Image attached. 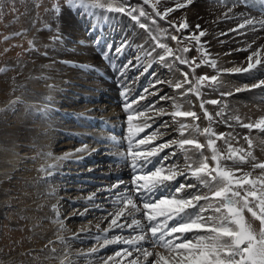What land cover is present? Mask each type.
<instances>
[{"label":"rangeland","instance_id":"374dc122","mask_svg":"<svg viewBox=\"0 0 264 264\" xmlns=\"http://www.w3.org/2000/svg\"><path fill=\"white\" fill-rule=\"evenodd\" d=\"M176 1L173 2V0H170L169 3H165V0H150L149 5H143L142 0H117V6L137 10L143 7L145 11L152 14V18L156 21L155 24H152L150 20H146L143 17L140 18L141 22L148 24L152 28L153 32L150 34L145 29H141L136 21L132 20L130 15L108 12L103 21L99 22L97 21L96 15L99 13V10H86L82 7L69 6L66 0H0V69H6V71L0 72V100L4 98V101H0V109H4L1 105L2 102L4 104L6 99L9 101L20 99L21 97H36L37 92L31 88H27L29 80L26 77V73L28 71L31 76L43 75V73L34 74L37 72L36 70L40 71L41 67L39 65L43 62L47 68L55 67L56 69H60L59 71L64 73L60 76L61 79L58 78L56 80L55 87H58L56 89L57 92H60V89H64L61 86L63 83L71 82L70 80L77 81L78 83L71 84L69 86L71 90L69 88L66 91V95L61 97L63 102L58 107L59 113L57 112L55 114V111H52L53 114L48 117L49 119L39 116L38 123L35 124L37 132H31L29 134L30 137L27 138L29 141L28 144L32 147L37 161L47 151L53 150L56 155H62L67 149L77 150L79 147L85 146H87V149H91V151H88L86 160L82 159L80 163H73L70 160L63 162L65 164L62 165L60 170L53 171L50 178L42 179L39 184L31 182V180L25 182L24 180L18 179L10 180L5 187L0 183V264H49L48 259H56L59 254L65 253H68V260L72 264H104L109 257H115L117 251L128 247L123 244H111L104 248L100 247V244L104 242L103 229L108 226V220L105 217L109 212L114 211V201L113 198H110L109 189H111L112 185L122 181L119 191H124L125 186L131 187L133 177L129 173L127 164H121L116 160L120 156V151L122 153H126L127 151V136L125 133L128 132V113L123 108L126 100L124 99L125 102L122 103L111 98L113 90L104 86L108 83V79H105L102 74L103 70L109 68L112 71L117 70L120 73V85L122 91L126 93L127 101L138 102L134 104V108L147 110L149 106H154L155 109L162 108L167 113H171L176 109L175 105H179L180 107L185 106L189 111L196 112L200 117L194 123L201 130L209 126V122L204 118V113L200 108L201 101H220L216 105L208 103L204 105L212 116L214 114V119L216 118L215 114L217 112L223 111V116L216 118L211 126H216L214 128L218 129V131L213 129L217 133H221L223 130V133L232 132L233 136L238 135V138L232 141L233 146L236 147V144L240 143L237 148L242 146L241 148H244L245 151H251L252 153V149H249L248 142L243 136L245 135L251 138V132H247L246 128L241 127L240 123L236 120V115L239 117L237 111H235L237 109H231V106L228 104L226 106L227 108L222 105L221 91L218 88L222 86L227 87L230 82V88H234L239 83L244 86L251 85L259 79H264V69L257 71L243 80H239V78L235 79L234 75L232 79L231 75L225 74L226 72H220L219 79L221 83L215 88L202 87L200 90L201 96L198 98L193 93L182 95L187 88L192 86L191 84L185 85L184 89L180 90L182 92L177 94H175L177 92L175 91V87L172 84L168 85V81L171 80V75L168 72L171 71L177 74L179 77L178 81H183V72H189V79L192 83H195L188 65L179 64V62H174L172 59L168 60L167 65H163L159 57L146 55L150 50L143 49L144 46L148 43L152 46L155 44L152 35L159 34L161 30H167L166 35H161L160 42L166 43L172 49H177L178 47L183 48L185 46L190 47L191 51L189 53L179 54L186 55L190 60L194 59L197 64L203 58L201 53L196 50L197 46L194 41L189 42L183 40L178 45L176 41L171 39L172 35L183 38L188 36L190 32H193L188 29L177 33L175 28L170 27V22L174 21L179 23L182 16H184L183 14L192 9L191 6H189L190 9L189 7H185L175 10L167 20H161L152 11V4H156L157 9L163 12L167 7L174 8L178 3V0ZM200 2L216 4L212 0H200ZM251 3L249 2L248 4ZM56 5L60 6L61 11L59 13L55 11ZM164 6L167 7L164 9ZM81 9L88 12L83 14L81 11L79 12ZM90 11L92 12L91 15L89 14ZM102 13L105 14V11ZM136 14L138 15V11ZM260 16L264 17V12H261ZM121 18L124 19V24L120 23L119 19ZM62 19H64L66 24H62L64 23ZM65 20H68V22ZM71 21L75 23H71ZM133 26H136L137 29L134 33L130 31ZM60 29V38L57 39L58 35L55 36V34L60 33ZM110 29L112 31L111 33ZM242 33L243 30L238 35ZM42 34L50 36L53 46L48 45L42 37ZM121 46H123L122 51L116 53L115 49ZM82 49L90 51L93 55H98L95 59L96 62L94 63L93 60L83 61L81 56L79 57L75 53L68 55V52H75ZM64 50L67 51V54H63L65 56H62L61 53ZM157 50L163 53V49L157 48ZM105 53H108L107 58H104ZM241 58L235 59V62L234 60L232 61L233 67L246 65L247 57L244 56ZM147 63L149 64L147 65ZM125 65L129 66L125 68ZM166 67H169V69ZM218 69L222 70L226 69V67L221 65L218 66ZM217 74V70H214L206 64H202L195 69L196 77ZM2 83H4L3 87H1ZM4 85L7 86L4 87ZM74 89L76 92H74ZM252 90L249 92L251 94L248 93V95L244 94L238 97L233 94L226 96V98L229 103L235 100L245 102V105H249L253 102L252 99H259V101L261 100L259 103L264 104V90L257 91V88ZM55 91L52 94L53 97L61 93H56ZM230 92L233 93L231 90ZM4 93L9 94L5 95ZM141 96L144 98L140 99ZM161 97H169L170 99H161ZM16 104L15 106L12 104L11 107H8L11 109L9 110L12 116L11 119L8 116L9 114H6V116L3 114V110L0 111L2 113H0V159L3 158L2 148H8L11 145L9 139L12 136H7V134L16 131L19 126L28 128L26 123L30 120V113L37 112L31 109L30 106L28 107L27 103L25 105L24 101H21L20 105ZM37 104L41 103L37 101ZM218 105H220V109H217ZM4 110L6 111V109ZM122 113L124 115H121ZM231 113L233 116H231ZM148 114L152 115L151 112ZM98 119L107 121L106 123L110 126L115 124L118 127L121 125L120 133L117 135L107 134L102 130L103 125L101 123L103 121L97 122ZM189 119H184L185 122L183 121V123H193ZM179 120L180 118H177L174 121L171 115H166L161 121L156 120L151 128H146L138 138H144L150 135L166 121L168 127L160 128L163 135L158 137L153 142V145L150 146H155V144L165 141L178 140L180 136L176 129L179 127ZM225 120L228 121L227 124ZM149 122L151 123V121ZM46 124L50 126L46 127ZM231 124L232 126L229 127L228 125ZM219 130L221 131L219 132ZM232 130L237 131L234 132ZM252 132L259 133L255 137L260 140L259 142L263 141L264 132ZM191 133L201 143L206 144L207 138L205 136L199 135L194 131ZM111 136L117 138L118 143L110 140L109 137ZM51 141H54L51 148L48 149L43 145ZM95 146H98L96 150L93 149ZM217 147L221 151H226V145L223 141H217ZM173 151L177 153L175 157L169 155ZM189 155L194 159L195 156L192 153ZM156 158L154 160L156 166H160L162 161L165 166L177 165L182 167L186 162L184 152L175 146L165 149L164 152L160 153L158 161H156ZM118 159H121V157H118ZM231 162L225 161L224 163L233 169L236 167L243 168L242 164L236 163L235 165L231 164ZM37 169L36 167L35 173H33L34 176L42 177ZM121 174H125V176H120ZM184 179L183 177L182 180L178 181L177 187L181 183H187V181L183 182ZM188 183L192 184L189 179ZM52 186L55 188H51ZM26 191H32L34 199H20L19 201L14 199L9 204L10 207H6V209L1 205L3 200L9 199L10 197L19 198ZM89 197H93V199H89ZM44 201H46V204ZM136 218L141 219V216L137 215ZM108 219L110 220L111 218L109 217ZM246 219L252 223L254 228L258 229V221L253 220L251 215L247 214ZM128 222H131V218H128ZM97 225H99V228H97ZM48 229L53 230L55 233H63L62 240L55 242L51 239L48 240L45 245V247H48L47 252L32 251L28 253V251L34 250V246L36 247L38 237L43 235L42 231ZM131 231L130 229H124L123 231L113 229L107 234V237L114 238L116 235H123L127 238ZM98 236L101 238L97 239ZM49 241L52 243L50 244ZM93 248L97 249V251L92 252ZM23 254H26V256H23ZM65 264H67V261ZM111 264H117L116 260H113ZM120 264H123V262L121 261Z\"/></svg>","mask_w":264,"mask_h":264},{"label":"snow or ice","instance_id":"6c2138e0","mask_svg":"<svg viewBox=\"0 0 264 264\" xmlns=\"http://www.w3.org/2000/svg\"><path fill=\"white\" fill-rule=\"evenodd\" d=\"M66 3L73 7H83L86 10L130 15L141 29H145L150 34L153 32L152 28L141 22L140 18L150 20L152 24L156 23L152 14L145 11L143 7L137 10L117 6V0H66ZM142 3L149 5L150 0H142ZM192 3L193 0H184L183 3H177L174 8H167L163 12L157 9L156 4H152L151 8L155 16L161 20H167L172 12ZM55 11L57 13L61 11L59 5L55 6ZM89 14L91 15L92 12L90 11ZM234 16L236 13L233 8L228 7L224 13V19ZM240 18L242 22L238 23L235 28L229 29V32L255 31L257 25L264 29V19L248 18L243 13L240 14ZM170 27L180 33L182 30H188L189 24L186 20L179 23L173 21L170 22ZM196 27L197 31L190 32L186 37L172 35L171 39L178 45L183 40L194 41L197 46L196 50L203 57L199 64L194 59L190 60L186 55H182L189 53L190 47L172 49L166 43L160 42L161 35H166L167 30H161L159 34L152 35L155 44L146 53V55H151L157 48L163 49V54L159 55L161 63H167L169 59H172L179 64L188 65L195 83L189 79V72H183V81L176 82L174 87L184 89L187 84L192 86L187 88L182 95L193 93L199 98L202 87L215 88L221 83L220 72L254 74L264 69V45L251 51L246 58V66L218 69L216 61L211 59L210 53L207 52L206 42L201 43V38L206 35V32L201 30L199 25ZM122 47H117L115 52L120 53ZM248 48L251 49L252 45L249 44ZM107 56L108 53H105L104 58ZM202 64L217 70L218 74L196 77L195 69ZM128 66L125 65V68ZM2 71H6V69H0V72ZM256 88H264V79H259L251 85H245L243 89L237 88L235 91ZM124 95L126 102L123 108L128 113L127 151L119 155L121 158L131 161L130 166L134 175L130 188L125 186L124 191H119L121 181L109 189L110 198H113L114 201V211L109 212L105 217L108 220V226L103 229L104 242L100 244V247L104 248L111 244H123L128 247L117 251L115 257H109L104 264H111L113 260H116L117 264H120L121 261L123 264H264V161L252 163L255 157L252 156L251 151L233 146L232 141L236 137L231 132L217 133L213 129L211 124L214 122V118L204 105L205 103L216 105L220 101H201L200 108L204 113V118L209 121V126L201 130L194 123L200 119L194 111L180 110L179 105H175L176 110L171 113H167L162 108L155 109L154 106H149L147 110H138L134 108V104L138 102H128L126 94ZM221 95L230 96L233 93H221ZM143 98V96L140 97V99ZM161 99L170 98L161 97ZM15 103L16 101L11 102V104ZM149 112L152 115H149ZM166 115H171L174 121L177 118H190L193 123H179L176 131L181 138L178 140L165 141L150 146L163 135L160 128L168 127L166 121L150 135L138 138L146 128H151L157 119ZM216 116H223V111L217 112ZM236 120L241 127L250 132L252 129L264 132V116L249 123L240 122L239 117H236ZM225 123L227 124V121ZM228 126L231 127V125ZM190 130L205 136L206 144L201 143L195 136L185 138V133ZM109 139L118 143L114 136ZM244 139L251 149L253 146L251 138L245 136ZM218 140L224 142L226 151H221L217 147ZM173 146L184 152L186 161L184 166H165L162 161L160 166H156L155 158L165 149L173 148ZM86 149L87 146L76 151L83 152ZM205 149L211 153L210 156L205 155ZM189 153L198 155L200 159L193 160ZM169 155L175 157L177 153L173 151ZM59 159L67 160L68 156ZM225 161H232L233 164L251 163V170L233 169L224 163ZM54 168L55 165H49L47 169L41 168L40 171L45 172L47 177L53 174ZM256 169L260 170L258 175H254ZM189 176L194 177L199 183H181L179 187L175 186L178 177H184L187 180ZM201 186L206 191L201 192ZM185 189H193L194 193L188 194L187 198L179 195ZM169 190L174 191L170 192ZM166 192L169 194L165 195ZM89 199H93V197H89ZM247 214H250L253 220L258 221V229L254 228L252 223L246 219ZM137 215H140L141 219H137ZM128 218H131L130 223ZM113 229L121 231L130 229L132 231L127 238L123 235L108 238L107 234ZM100 238V236L97 237V239ZM49 243L52 242L49 241ZM95 251L97 249L93 248L92 252ZM65 261L67 264H72L67 256H65ZM61 264H64V261Z\"/></svg>","mask_w":264,"mask_h":264},{"label":"bare ground","instance_id":"6f19581e","mask_svg":"<svg viewBox=\"0 0 264 264\" xmlns=\"http://www.w3.org/2000/svg\"><path fill=\"white\" fill-rule=\"evenodd\" d=\"M169 1L170 0H167V1L165 0V3L166 2L169 3ZM174 1H176V0H173V2ZM212 1L215 2L216 4L201 3L200 0H193V3L191 5H189V6H191L192 9H190V7L187 6V7H189L190 11H186V13L183 14L184 16H182V18L180 19V21L186 20L187 23L189 24V30L193 31V32L197 31V27L196 26L199 25L200 29L204 30L206 32V35L201 38V41H203V43L206 42L205 47L207 49V52L210 53V58L214 59L216 61L217 66H221V65L223 66L224 65L226 67V69L228 67H229L228 69H233V68H235V67H233V62H232L233 60L235 62L236 61L235 59H237L239 57L240 58L241 57L243 58L244 56L248 57L252 50H255L259 46L264 45V29H261L259 27V25H257L255 31L243 30V33L241 35H238L237 32H229V29L235 28L238 23L242 22V19L240 18V14L241 13H243V15L248 17V18H255L256 20L264 19L263 16H260L256 12V9H261V8L263 9L264 8V0H244V1L243 0H212ZM183 2H184V0H178V3H183ZM249 2H252V3L248 4ZM167 6H169V5L167 4ZM167 6H164V9ZM228 7L233 8L234 12L236 13V16H234L232 18H229V19H224V13L227 11ZM83 9L79 10V12L81 11V13L84 14L86 12V10L83 11ZM180 9H182V8H180ZM107 13L108 12L105 11V14H104V13H102L99 10V13L96 14L97 15V21L102 22ZM172 13H174V12H172ZM84 17H86V16H84ZM64 19H62L63 22H64ZM119 20H120V23L124 24V19L121 18ZM65 21L68 22V20H65ZM73 22L71 21V23H73ZM62 24H66V22H64ZM62 26H64V25H62ZM111 26H113V25H111ZM67 27H69V26H67ZM92 27H94V26H92ZM64 28H65V26H64ZM130 31L133 32V33L136 32L137 31L136 26H133V28H131ZM111 32L112 31L110 29V33ZM221 33H224V35H221ZM59 34H61V29H60V33L55 34V36L56 35L59 36ZM42 37L48 43V45L49 44L52 45L53 42L50 39V36H48L47 34H42ZM64 39H63V41H64ZM249 44L252 45L251 49L248 48ZM153 47L154 46H152L150 43H148V44H146L144 46L143 49H147V51H149ZM72 53L77 54V56H79V57L81 56V59L83 61L93 60L94 63L96 62L95 59L98 57V55H93V53H91L90 51L85 50V49L77 50L75 52L72 51L70 53L68 52V55L72 54ZM61 54H62V56H65L63 54H67V51L64 50V52H62ZM161 54H163V53L160 50L156 49L155 52H152L150 57H152L153 55H154V57H159V55H161ZM152 60H153V58H152ZM49 63H47V64H49ZM149 63H147V65ZM44 64H45L44 62L41 63L39 65L41 67L40 71L36 70L37 72H35L34 74H36V73L37 74L38 73L42 74L43 73L45 78H44L43 75H41L42 77L39 76V75H37V76L32 75L31 76L29 71H28V73H26V77H28V80H29V82L27 84V88L28 89L31 88L34 91H36L37 92L36 97H32V96H29V98L21 97L20 99L9 100V101H8V99L5 98L6 101L4 102V104L2 102V105H1L2 108L6 109V111L4 109H0V111L3 110V114H5V115L9 114L8 116L10 117V119L12 118L11 113L9 112V110H11V109L8 108V107L10 105L12 106V104H11L12 101H16V103H17L16 105H20L21 101H24L25 105L27 103L28 107L30 106L31 109H34V110L37 111V112H34V113L33 112L30 113V116H29L30 120L27 121V123H26L28 125L27 126L28 128H24L23 126L22 127L19 126L16 129V131H13V132H10V134H7V136H12V138L9 139V141L11 142V145L8 148H4V149L2 148L3 158L0 159V179H1L0 183L2 184L3 187H5V185L7 186L8 182L10 180H15V179L24 180L25 182L28 181V180H31V182L39 184L42 181V179L50 178L52 176L51 175V176H47L46 177V173L40 171L41 168L47 169L49 165H55V168L52 171L60 170L62 165L65 164L63 162H66V161L70 160L73 163H80L82 161V159L83 160L87 159L88 151H91L90 148L86 149V151H83V152H75L76 149H67V150H65L63 152L62 155H56L53 152V150L52 151H47V149H45L47 152L45 151L46 154L43 157H41L39 161H37V157L33 154L34 151H33L32 147L28 144L29 141L27 140V138L30 137L29 134L31 132H33V133L37 132V127L35 126V124L38 123L39 116L45 117V118L47 117V119H49L48 117L53 114L52 111H55V114L57 112L59 113L60 111H59L58 107H59L60 103L63 102V99H61V97L66 95V91L70 88L69 86L71 84L78 83L77 81L70 80L71 82H67V83L61 84V86L64 87L63 90H61L59 88L60 89L59 91L61 93L57 92L56 89H58V87H55L56 83H57L56 80L58 78L61 79L60 76L63 75L64 72H60L59 71L60 69H56L55 67L47 68V66H45L46 64L45 65ZM162 64L163 65H167V63H162ZM167 69H169V67ZM167 69H166V71H167ZM61 70H63V69L61 68ZM102 72H103L102 74L104 75L105 79H108V83L106 85H104V86L105 87H109L110 89L113 90V94L111 95V98L115 99V100L119 99L120 96L125 98L124 94H126V93L124 91H122V88H121V85H120V83H121L120 73L117 70L112 71L109 68L107 70H103ZM32 73H33V71H32ZM168 74L171 75L170 76L171 80L168 81V85L172 84V86L174 87L175 83L178 82V78L179 77L177 76V74L173 73L172 71L168 72ZM225 74L226 75H231L232 79L234 78L233 77V75H234L235 79L239 78V80L246 79L249 76L253 75V74H248V73H230V72H226ZM46 76H49V77H46ZM143 76H144V74H143ZM23 77H24V75H23ZM227 77H229V76H227ZM21 78H22V76H21ZM62 78H63V76H62ZM70 78H71V76H70ZM227 79H229V78H227ZM66 80H68V79H66ZM230 83H229V85L227 87L226 86H222L221 88H218L221 91L220 93H228V91L230 92V90H231V91H233V94L235 96L240 97V96H243L244 94L248 95V93L252 90L251 89V90H244V91L236 92L235 90L237 89V87H242L240 89H243L245 86L241 85L239 83V84H236L234 88H230V86H231ZM3 84L4 83L1 84V87H3ZM5 86H7V85H4V87ZM232 87H233V85H232ZM43 90H44V92H42ZM70 90H71V88H70ZM180 90L181 89H176L175 88V91H177L175 94L182 92ZM261 90H264V88H257V91H261ZM6 91H8V90H6ZM54 91L56 93H60V94L58 96L53 97L52 94H53ZM38 92H40L39 95H38ZM74 92H76V90ZM6 94L8 95L9 93H6ZM249 94H251V93H249ZM1 95L3 96V94H1ZM49 97H51V100H49ZM3 99L0 100V101H4ZM19 100H21V101H19ZM252 100H253V102L251 104H249V105H245L246 104L245 102H241V101L239 102V101H235V100H233L232 103H229V101L226 98V96H222L221 95V102H223L222 105H224L225 107L230 105L231 109H234V110L237 109L235 111H237L239 119L243 123L255 122L260 117L264 116V106H263L264 104H260L259 103L260 102L259 99L258 100L257 99H252ZM37 101L40 102L41 104H37ZM13 106H15V104H13ZM40 107H42V109H40ZM217 109H220V105H218ZM175 110L176 109H174V111ZM180 110L189 111L188 108L185 107V106L180 107ZM232 113H233V111H232ZM232 113H231V116L234 115V113H233V115H232ZM213 116H214V114H213ZM3 117H5V116H3ZM236 117H237V115H236ZM162 118L163 117L157 119V121H161ZM216 118H218V116H216ZM216 118L214 120H216ZM226 118H227V116H226ZM184 119H186V118H180L179 121L183 122ZM15 121H16V119H15ZM17 121H18V119H17ZM227 123H228V121H227ZM47 126H50V125L46 124V127ZM231 126H232V124H231ZM214 127H216V126H214ZM220 127H222V126H220ZM233 127H236V126H233ZM219 129H221V128H219ZM215 130L218 131V129H215ZM221 130H219V132ZM234 130H232V131H234ZM246 130H247V132L249 131L248 129H246ZM236 131H234V132H236ZM243 131H244V129H243ZM191 132L192 131H190L188 133H185V138H191V136L193 135ZM222 132H223V130H222ZM240 133H241V131H240ZM242 133H244V132H242ZM260 133H262V132L260 131ZM258 134L259 133L252 132V130H251L250 135H251L252 145H253L252 148H251L252 149V156L255 157V160H253L252 163L264 161V139H263L262 142H259L260 140H258L257 137H255ZM236 136L235 137L237 139L238 135H236ZM243 136L245 137V135H243ZM53 142L54 141L48 142V144L45 143L46 145L43 144V142H42V144L46 148L49 149V148H51L53 146V144H52ZM236 142H237V140H236ZM237 144H236V147H239L240 143L238 145ZM97 147L98 146H95V147H93V149L96 150ZM81 148H84V147H79V149H81ZM205 150H206L205 151V155L210 156L211 153L207 149H205ZM64 156H68V159L67 160L59 159V158L64 157ZM194 156H195L194 159L192 158L193 160H199L200 159V157L198 155H194ZM121 161L124 162V159L121 158L120 159V163H122ZM189 162H191V161H189ZM228 164L231 166V164H233V163L231 162V164L230 163H228ZM183 166L184 165H182V167ZM242 166H243L244 171H250L251 170V163L242 164ZM36 167L38 168L37 170H39L38 173H40L42 177L34 176L33 173H35L34 171L36 170ZM259 171H260L259 169H256L255 172H254V175H258ZM188 179L191 181L192 184H198L199 183L194 177L189 176ZM51 188H55V187L52 186ZM204 191H206V189H203V187L201 186V192H204ZM192 193H194V190L193 189H188L184 193V196L188 195V194H192ZM14 199H16L17 201H19L20 199H22V200L23 199L31 200V199H34V194L32 193V191H26L19 198L10 197L9 199L3 200L1 205L3 207H5V209H6V207H10L9 204L12 203V201H14ZM45 202L46 201H44V203ZM57 227H59V225H57ZM42 232H43V235L38 237V239H37L38 242L36 241L37 242L36 247L33 245L34 246V250L32 249L31 251H28V253L32 252V251L47 252L48 247H45V245H46L48 240L51 239L52 241L55 242V241H58V240H62V237L64 236L63 233H61V232L55 233L53 230H50V229L42 231ZM54 238H55V240H54ZM24 255L26 256V254H23V256ZM27 256H28V254H27ZM65 256H68V253L59 254L56 259H48V262H49V264H61V262L64 261V264H65V262H66L65 261Z\"/></svg>","mask_w":264,"mask_h":264}]
</instances>
